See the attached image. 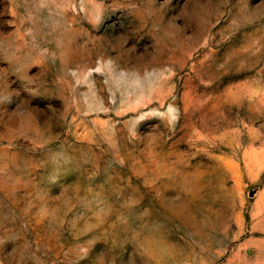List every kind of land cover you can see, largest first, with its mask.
I'll return each mask as SVG.
<instances>
[{"label":"rangeland","instance_id":"374dc122","mask_svg":"<svg viewBox=\"0 0 264 264\" xmlns=\"http://www.w3.org/2000/svg\"><path fill=\"white\" fill-rule=\"evenodd\" d=\"M0 264H264V0H0Z\"/></svg>","mask_w":264,"mask_h":264}]
</instances>
